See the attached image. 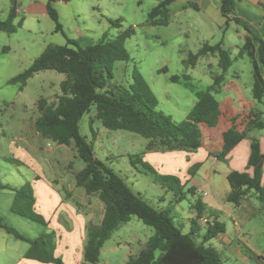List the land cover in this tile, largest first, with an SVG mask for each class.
<instances>
[{"label":"rangeland","instance_id":"rangeland-1","mask_svg":"<svg viewBox=\"0 0 264 264\" xmlns=\"http://www.w3.org/2000/svg\"><path fill=\"white\" fill-rule=\"evenodd\" d=\"M29 1L0 0V21L9 18L15 3L18 7L27 4V8ZM163 1L73 0L67 3L56 0L54 7L59 13L64 34L54 32V24L46 14L43 17L25 13L17 15L14 25L18 26L20 21L23 24L14 34L0 32V178L3 183L13 187L30 184L40 201L47 187L63 189L66 197H71L72 191L75 203L80 205L79 210L92 216L89 223H98L104 214V204L99 198L87 196L84 189L76 186L75 175L84 169L85 163L78 157L74 143L59 146L43 139L35 128L40 117L39 101L56 102L60 83L66 76L55 71L41 72L34 75L23 90L19 85L9 84L27 70L48 46L66 45L67 38L88 47L104 36L114 40L131 30L133 35L125 43L130 58L113 65V78L108 80L106 89L113 93L130 91L137 71L157 99V110L177 123L188 120L198 102L195 92L187 86L185 76L191 78L190 83L197 91L204 92L214 83L215 76L222 73L217 56L199 57L193 61L194 65L187 64L205 44L224 42V48L234 61L229 74L240 69L244 83L249 82L253 66L248 57L242 59L238 56L239 48L236 46L239 45L238 34H243L245 29L236 23L226 27L220 12V0H177L168 6L169 25L153 26L149 22V14ZM251 9L258 13L256 6H251ZM114 23L118 26H113ZM174 77H179L180 81L173 82ZM215 97L222 99L219 95ZM98 114V108L93 106L80 124L81 135L93 144L96 157L119 173L131 189L151 206L157 210L174 209L175 223L181 228L183 219H191L190 203L193 201L195 204L196 199L189 197L177 205L172 192L156 184L141 164L136 163L135 168L131 163L136 161L137 155L159 174L172 175L166 168L172 163L171 159L164 156L171 152L161 149L147 151L149 140L127 131L106 129ZM187 165L185 160L184 165L178 166L180 175L187 174ZM14 198L12 191L0 193V215L5 223L30 239H36L42 233L55 232V252H59L67 264H79L82 259L81 264H88L81 251L86 245L87 232L83 238L78 220L75 225L70 220L67 224L60 216L58 223L57 218L48 212L37 210L47 222V226H43L14 214L11 211ZM256 204L263 210L257 199ZM189 223L191 226L190 220ZM257 223L263 231L264 210L257 215ZM153 234V228L133 217L105 243L98 264H126L130 256L140 253ZM196 241L202 242L199 238ZM255 244L264 248V235L260 234L257 240H253L252 245ZM29 248L27 242L17 240L0 229V264H20ZM228 258L226 264H242L233 255Z\"/></svg>","mask_w":264,"mask_h":264},{"label":"trees","instance_id":"trees-1","mask_svg":"<svg viewBox=\"0 0 264 264\" xmlns=\"http://www.w3.org/2000/svg\"><path fill=\"white\" fill-rule=\"evenodd\" d=\"M71 2L73 0H65ZM177 0L161 2L149 14V22L153 26H168V6ZM245 0H220L221 15L230 23V15L237 10L238 3ZM56 0H47V12L54 24V32L64 34L63 25L54 4ZM264 14V4L259 6ZM16 6L6 21H0V32L14 34L23 21L14 25L17 17ZM238 22V20H236ZM113 26H118L117 23ZM249 36L238 56L248 57L253 66L254 88L253 98L257 102L264 99V41L246 28ZM133 35L131 30L120 34L111 40L104 36L92 46L82 47L77 40L67 38L66 45H50L23 73L13 78L9 84L19 85L23 90L28 81L36 74L55 71L66 76L60 83V95L57 101L49 104L41 99L38 104L40 117L35 122V128L41 137L59 146H70L74 143L78 157L85 163L84 169L75 175L76 186L85 190L88 196H97L104 204V217L99 225L87 226V241L84 247V260L88 264H98L101 251L107 241L123 225L137 217L146 226L154 229V234L148 239L145 247L137 256H130L126 264H226L221 252L209 245L218 236L225 233V225L215 218L218 212L209 209L199 198L192 208L196 211V218L192 220L191 231L184 232L175 223L174 209L162 208L157 210L136 194L125 179L114 169L96 157L93 144L88 142L80 132L83 117L90 113L93 106L98 108V118L103 126L111 131H127L140 135L149 140L147 151L154 152L161 149L169 152H196L201 147V124L216 127L220 117L219 102L215 95L220 93L225 82V75L234 61L231 54L223 46L205 44L196 56L190 58L188 65L203 56H217L221 74L215 76L214 83L204 92L197 91L190 83L191 78L185 76L187 86L191 88L198 99L188 120L177 123L159 112L158 101L145 85L142 76L135 71L134 83L130 91L113 93L107 90L108 80L112 79L113 65L118 61L129 60V53L125 43ZM255 41L259 43L257 47ZM173 82L180 81L179 77L172 78ZM234 122V120H233ZM264 130V122L260 119L252 120L248 124V131ZM231 128L224 134V148L215 156L220 161H226L230 152L248 137ZM132 165H142L150 174L154 182L167 192H172L176 203L196 196V189L183 184L175 175H161L150 165L143 163L139 156H135ZM249 167L253 175L247 172L232 171L228 176L231 187L228 202L235 207L241 205L248 196L257 195L264 209L263 167L264 154L260 143L254 139L252 144ZM201 168V164L191 167L189 174L194 177ZM12 191L15 198L11 211L23 218L47 226L44 217L36 212V196L33 187L26 184L13 187L2 182L0 178V193ZM209 217L211 222L204 235L200 236L199 221ZM208 220V221H209ZM0 229L13 235L17 240L30 245L25 258L43 264H65L63 259L56 256V233H42L36 239L22 235L17 229L5 223L0 215ZM196 238L202 240L197 243Z\"/></svg>","mask_w":264,"mask_h":264},{"label":"crops","instance_id":"crops-1","mask_svg":"<svg viewBox=\"0 0 264 264\" xmlns=\"http://www.w3.org/2000/svg\"><path fill=\"white\" fill-rule=\"evenodd\" d=\"M261 4H264V0H245L241 5L238 4L236 12L230 15L231 21L229 25L236 23L245 29L243 34L239 33L237 36L239 45L236 46L239 48V52L244 46L247 37L250 35L246 29L247 27L251 29L255 36L264 41V14L259 8ZM25 6H16V14L20 15L25 13L41 14L43 17L49 16L47 12V0H30L28 7L25 8ZM251 6H256L258 13L255 14ZM226 21L225 19V25ZM221 43L224 46L225 43ZM255 45L258 47L259 43L255 41ZM241 58L243 59L244 57ZM229 71L225 75V82L223 83L221 92L215 95H219L222 98L220 100L216 98L219 102L220 110L217 126L209 127L205 124L200 125L202 142L201 147L196 152L188 153L178 151L164 154V156L168 155L166 157H170L172 162L166 168H168L169 173L178 176L182 183L187 185L186 190L189 188L196 189V196L193 197L190 195L188 198L192 197V199L196 200L200 198L209 209L218 212L215 219L225 225L226 231L211 241L209 245L221 252L225 261L229 260V255H233L242 264H264V248L258 244L252 245V241L257 240L260 234L264 235V227L261 228L263 231L260 230L259 224L257 223V215L264 210H261L258 204H256V199L259 200L257 195L251 193L238 207L228 202V196L231 191L228 181L229 174L232 171H239L253 175V169L249 167V159L254 139L259 141L261 152L264 154V130L254 129L248 131L250 121L260 119L264 122V99L262 102H257L253 98V72L249 82L244 83L242 70L236 69L232 74H229ZM231 128H235L240 133H246L248 131V137L230 152L226 161H220L215 155L222 152L224 148V134ZM185 160H187L188 165L186 166V171L188 172L187 174L182 173L180 175L178 166L184 165ZM196 164H201V168L194 177H191L189 170ZM70 194L71 197H66L63 195V189L47 187L40 201L36 191L35 209L36 212L37 210L48 212L52 217L57 218L58 223L60 216L67 224H70L69 222L71 221L75 225L78 220L81 223V233L84 238V232H87V226L89 224L99 225L103 220L104 214L98 223H89L92 216L81 212L79 210L80 205L75 203L73 192L71 191ZM192 202L190 203V207L194 205ZM174 203H176L175 197ZM176 204L178 205L180 203ZM191 214V219H183L181 222V226L184 230H187L186 233L191 231L192 223L190 226L189 220L192 222L196 218V211L193 208L191 209ZM203 219L207 223H204ZM203 219L199 221L200 236L204 235L208 222L212 221L209 220L208 216H205ZM81 251H83L84 257V248ZM25 255L20 264H43L35 260L26 259ZM56 256L63 259V256H60L59 252L56 253ZM82 262L83 259L79 264ZM64 263L67 264V261H64Z\"/></svg>","mask_w":264,"mask_h":264},{"label":"built area","instance_id":"built-area-1","mask_svg":"<svg viewBox=\"0 0 264 264\" xmlns=\"http://www.w3.org/2000/svg\"><path fill=\"white\" fill-rule=\"evenodd\" d=\"M203 222H204V223H207V221H206L205 219H203Z\"/></svg>","mask_w":264,"mask_h":264}]
</instances>
